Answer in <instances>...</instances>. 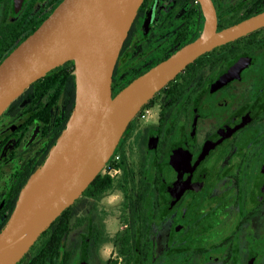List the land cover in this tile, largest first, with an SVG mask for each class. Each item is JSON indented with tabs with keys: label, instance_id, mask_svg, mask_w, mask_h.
I'll return each mask as SVG.
<instances>
[{
	"label": "flooded vegetation",
	"instance_id": "af4514ba",
	"mask_svg": "<svg viewBox=\"0 0 264 264\" xmlns=\"http://www.w3.org/2000/svg\"><path fill=\"white\" fill-rule=\"evenodd\" d=\"M61 1L0 0V58ZM212 2L217 29L264 10V0ZM202 26L198 0H142L112 84ZM73 76L48 98L28 91L0 117V225L57 136ZM150 107L153 118L142 107L114 150L119 170L103 167L75 199L56 247L46 234L20 264H264V26L199 55Z\"/></svg>",
	"mask_w": 264,
	"mask_h": 264
},
{
	"label": "water",
	"instance_id": "95a60500",
	"mask_svg": "<svg viewBox=\"0 0 264 264\" xmlns=\"http://www.w3.org/2000/svg\"><path fill=\"white\" fill-rule=\"evenodd\" d=\"M141 2L62 0L0 61V117L54 67L73 60L75 68L74 106L0 229V264H16L75 201L114 153L132 119L177 73L213 47L264 26L262 10L217 29L212 0H198L203 13L200 33L113 94L114 66Z\"/></svg>",
	"mask_w": 264,
	"mask_h": 264
},
{
	"label": "trees",
	"instance_id": "16d2710c",
	"mask_svg": "<svg viewBox=\"0 0 264 264\" xmlns=\"http://www.w3.org/2000/svg\"><path fill=\"white\" fill-rule=\"evenodd\" d=\"M42 23V21H41ZM40 23V24H41ZM39 24V25H40ZM36 28L33 29V31L35 30ZM26 37V36H25ZM24 37V38H25ZM23 38V39H24ZM22 39V40H23ZM21 40V41H22ZM14 48V47H13ZM12 48V49H13ZM8 50L6 54H4L1 58H0V61L12 50ZM169 54L165 55L163 58L167 57ZM161 58V59H163ZM148 69V68H146ZM145 69V70H146ZM71 70H74V63H73V60H67L65 61L63 64L61 65H58L56 67H54L53 69H51L50 71H48L44 76H42L41 78L37 79L36 81L32 82L30 84L29 87H27L25 89V91L23 93H21L17 98H15L11 103L10 105L5 109L6 111L13 105H15L20 99L21 97H23V95L25 93H27L28 91H31V90H35V91H38L39 92V95L40 96H45L47 97L48 95L46 94L47 91H50V90H60L62 88V86L66 83V80L68 79L69 77V73ZM145 70H142L140 72H137L133 75H129V76H126L123 80H114V84H112V89H113V94L116 93L120 88H122L124 85H126L129 81H131L134 77H136L138 74L142 73L143 71ZM75 78V76H73V79ZM170 81L167 83V85H169ZM73 85L75 86V83L73 81ZM166 85V86H167ZM165 86V87H166ZM165 87H163L162 89H164ZM161 89V90H162ZM74 91V90H73ZM155 95L147 102L145 103V105L143 106L146 107V106H150V104H152L153 102V99H154ZM48 98V97H47ZM52 100H57L58 98L57 97H53L51 98ZM68 100V103L69 104V108H68V111L66 112V115H65V119L64 121H62L58 127V130H57V133L56 135L58 136L59 133L61 132V130L63 129L71 111H72V108L74 106V96L71 95L69 98H67ZM56 136V138H57ZM55 138V140H56ZM54 140V141H55ZM54 141L52 142V144L54 143ZM51 144V145H52ZM44 160V159H43ZM43 160L35 167L32 168V170L30 171V173L28 174V176L31 174V172H33V170L38 167L42 162ZM27 176V178H28ZM99 174H97L94 179L91 181L90 185H94L95 182L97 181V179H99ZM26 178V179H27ZM26 179L24 180V182L26 181ZM23 182V184H24ZM22 184V185H23ZM19 186V190L20 188L22 187ZM19 193V192H18ZM18 193L17 195L15 194L14 195V198L18 196ZM13 198V199H14ZM15 198V200H16ZM14 200H12V204H11V207H10V213L7 215V217L5 218V220L2 222V224L0 225V229L4 226V224L7 222V220L9 219L10 215H11V212L13 210V207H14V204L15 202H13ZM73 207V203L70 204L69 206H67L51 223L50 225L41 233V235L38 237L37 241L32 244L30 246V248L28 249V251L24 254V256L16 263V264H20V263H24V262H27L28 259L32 256H34L31 252L33 250H41L44 248V245H43V237L44 236H47L46 234H49V238L47 240H51V242H54L55 244V247L57 245V242H58V239L60 238V234H61V228H60V225H61V221L63 218L67 217L69 215V211L72 209ZM55 236V238L53 237ZM38 244L37 247L35 248V244ZM35 248V249H34Z\"/></svg>",
	"mask_w": 264,
	"mask_h": 264
},
{
	"label": "built area",
	"instance_id": "2783aa9c",
	"mask_svg": "<svg viewBox=\"0 0 264 264\" xmlns=\"http://www.w3.org/2000/svg\"><path fill=\"white\" fill-rule=\"evenodd\" d=\"M152 111V108L150 106H146L143 108V113L145 116H148V114ZM118 153L112 154L111 157L109 158L110 161L108 160L106 164L104 165V169L108 173H115L119 170V165L117 164L118 160Z\"/></svg>",
	"mask_w": 264,
	"mask_h": 264
},
{
	"label": "rangeland",
	"instance_id": "374dc122",
	"mask_svg": "<svg viewBox=\"0 0 264 264\" xmlns=\"http://www.w3.org/2000/svg\"><path fill=\"white\" fill-rule=\"evenodd\" d=\"M153 115H154V113H153V112H150L146 118H147V119H152V118H153ZM37 245H38V244L36 243L34 247L36 248ZM35 248H34V249H35Z\"/></svg>",
	"mask_w": 264,
	"mask_h": 264
}]
</instances>
